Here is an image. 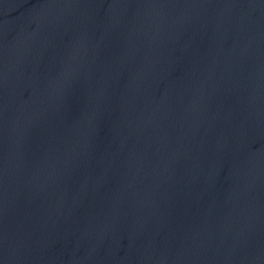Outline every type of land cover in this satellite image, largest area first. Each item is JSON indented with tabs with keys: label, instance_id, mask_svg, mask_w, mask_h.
Segmentation results:
<instances>
[{
	"label": "water",
	"instance_id": "water-1",
	"mask_svg": "<svg viewBox=\"0 0 264 264\" xmlns=\"http://www.w3.org/2000/svg\"><path fill=\"white\" fill-rule=\"evenodd\" d=\"M0 264H264V0H0Z\"/></svg>",
	"mask_w": 264,
	"mask_h": 264
}]
</instances>
